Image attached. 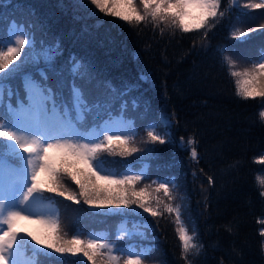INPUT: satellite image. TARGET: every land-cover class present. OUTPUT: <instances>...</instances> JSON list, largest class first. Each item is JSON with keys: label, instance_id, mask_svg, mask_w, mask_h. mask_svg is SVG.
I'll return each mask as SVG.
<instances>
[{"label": "trees", "instance_id": "trees-1", "mask_svg": "<svg viewBox=\"0 0 264 264\" xmlns=\"http://www.w3.org/2000/svg\"><path fill=\"white\" fill-rule=\"evenodd\" d=\"M230 2L221 0L225 15L209 20L215 27L206 29L204 38L206 31L184 33L163 23L156 27L150 19L128 24L99 12L90 0H0V38L16 21L34 32L38 49L58 45L51 65H29L26 73L36 79L45 73L58 100L66 98L75 83L83 85L90 101L103 105L100 119L89 116L88 125L108 116H124L134 126L131 146L146 139L150 125H157V132L164 135V144L157 143L149 154L130 160L135 170L145 167L146 176L137 188L149 186L152 191L168 180L175 197L168 201L159 193V206L150 200L163 213L160 216H125L140 229L131 241L139 251L150 250L143 264H264V186L258 182L264 179L260 115L264 99L242 98L239 77L230 75L232 67L224 60L237 58L252 67L264 49V28H260L264 9H258L261 15L255 21L248 13L251 9L242 4L262 0H240V7L231 8ZM239 22L246 23L244 31L258 29L247 36L251 40L234 38ZM74 61L85 65L89 75L74 76ZM23 80L24 74H18L5 83L25 100ZM12 102L16 104L15 97ZM189 139L195 143L189 144ZM192 148L197 151L195 159ZM117 164L112 166H126L124 161ZM64 182L70 187L67 178ZM46 194L59 205L62 235L70 239L85 223L79 213L89 212V206L82 199L76 204ZM164 203L180 207L181 219L197 244L187 259L175 214H168ZM106 219L113 226L120 221L116 215ZM40 259V264H89L72 256L41 255Z\"/></svg>", "mask_w": 264, "mask_h": 264}, {"label": "snow or ice", "instance_id": "snow-or-ice-1", "mask_svg": "<svg viewBox=\"0 0 264 264\" xmlns=\"http://www.w3.org/2000/svg\"><path fill=\"white\" fill-rule=\"evenodd\" d=\"M90 3L104 15L116 17L128 24H139L150 19L156 27L163 23L179 28L184 33L205 28L211 31L215 24H209V20L215 21L218 16L223 18L225 15L220 10L221 0H139V5L136 0H90ZM240 6V0H231L230 8ZM242 7L264 9V0L243 3ZM260 28H264V24ZM252 31L258 29L237 30L233 35L239 40ZM203 36L207 37V31ZM57 52L58 45L56 48L50 46L48 49H38L34 32L16 21L10 23L4 37L0 38V264H22L21 249L29 244L24 237H31L36 245L50 249L61 257L82 256L91 264H143L150 250L133 252L123 247L116 248L114 243L96 236L81 238L80 234H76L65 239L58 217L45 214L44 201H49V210L51 205V198L45 197V192L55 193L76 204H80L82 198L84 204L94 209L127 208L132 209L133 214H138L133 207L135 205L153 217L163 214L158 207L149 203L153 199L157 206L162 203L159 198L151 196L149 186L136 190L135 185L144 179L143 174L117 176L106 168L109 162L102 158L103 153L129 157L140 152V148L131 146L133 135L109 128L112 119L89 130L87 118L94 116L100 119L103 105L90 101L83 85L73 83L68 96L58 100L57 94L46 83L48 77L45 73L40 72L39 79L35 78V74L26 73L29 65H39L41 62L51 65ZM224 60L235 67L231 57L225 56ZM12 65L15 67L9 71ZM72 72L81 79L89 75L87 67L78 61H74ZM18 74H24L23 87L28 103L17 98V103L13 105L15 94L5 89L4 84ZM230 75L243 77L238 86V94L242 98L264 99V49L259 58L252 61L251 68L232 71ZM260 115L264 118V111ZM114 119L121 120L119 116ZM120 127L131 131L126 121L121 122ZM156 127L154 124L146 129V143L166 142ZM188 143L194 144L195 140L189 139ZM190 154L195 159L196 149L192 148ZM5 157H11L19 163H7ZM65 178L78 186V194L65 187ZM258 182L264 186V179L258 178ZM171 183L168 180L160 181L155 189L157 193L162 192L168 201L175 199L169 187ZM112 186H116L115 190ZM164 210L168 214H175L178 225L176 231L187 259V254L196 249L197 244L181 219L180 207L164 203ZM20 221L44 225L47 235L43 239L30 232L22 235L17 231ZM117 239H123V236ZM33 254L51 255L50 252L35 248ZM61 264L78 262L61 261Z\"/></svg>", "mask_w": 264, "mask_h": 264}, {"label": "rangeland", "instance_id": "rangeland-1", "mask_svg": "<svg viewBox=\"0 0 264 264\" xmlns=\"http://www.w3.org/2000/svg\"><path fill=\"white\" fill-rule=\"evenodd\" d=\"M117 10H119V9H117ZM248 13L254 18L255 21H257L259 19L260 15H261V11L258 10V9H256V10H252L251 9V12H248ZM245 25H246L245 22H243V23L239 22L234 27L233 33H235L237 30L244 31L243 27ZM206 29L207 28L200 29L199 32H204V31H206ZM252 34L253 33L250 32V35H252ZM250 35H248V36H250ZM251 39H252V37H247V36L241 38V40H243V41H249ZM231 59L235 62V67L234 68L232 67V71H243L245 69H249L250 63L248 65V63L246 61H243L241 59H237V58H231ZM248 62H249V60H248ZM17 63H19V61H17ZM11 67H15V65L10 66L9 71L11 70ZM242 79H243V77H239V80H236L238 86H239V82ZM119 117L121 118L120 121H116L114 119L116 117L112 118L113 123L108 125V127L111 128L113 131H125V132H128V134L132 135L134 133V132H132L133 124L131 122L127 121L126 119H124L122 116H119ZM123 121H126L128 123L131 131H129L128 128L120 127V123L123 122ZM92 130H94V129H92ZM108 134H111V132H109ZM146 140H147V137H146V139L144 141H141L140 144L134 145L133 147H138V148L141 149V151L137 152V153H135V154H133L132 156H129V157H121L119 155H109L108 153H103L102 154L103 158L106 159L107 161L109 160V162L111 164V165L110 164H106V168L108 170H110L111 172L115 173L117 176L123 175V174H135L136 172H135L134 168L131 167L130 164H127L123 169H120L119 167L112 166V165H118L117 163L123 164V161L125 163H130L131 158L132 159L139 158V157H142V156H144L146 154H149L150 152H145V151L155 147V144L146 143L145 142ZM24 155H27V153H25ZM7 163H10V162H7ZM101 174H103V173H101ZM138 174H143L144 175L145 171L143 170V171L139 172ZM41 179L42 180L44 179V175L43 174L41 175ZM67 180H69L71 182L70 187H68L69 191L72 192V193L78 194V192H79L78 186L74 182H72L70 179H67ZM64 185H65V182H64ZM74 185H76L77 188ZM136 185H135L136 190L139 191L140 188H137V187H140L139 186L140 184H136ZM112 188L115 190L116 186H112ZM155 189L156 188H154L152 191L150 190L148 192L151 194L152 197H154V198L158 197L159 199H161L160 198V194L157 193L155 191ZM160 193H162V192H160ZM45 194H46V192L44 193V195ZM53 194H55V193H52V195ZM149 203H150V201H149ZM44 204L46 206L45 207V214L46 215L51 214L53 216V218L59 217V215H60L59 207L56 205V203L52 199H51L50 210L47 207L49 205V201L45 200ZM133 207L136 209V213H138V215L146 214L145 212H143L142 209L136 208L135 205ZM89 209H90L89 212L79 213V216L82 217L85 221H89L90 224L93 223L92 221H90L91 219H99V220L103 221V219L105 217L108 218V217L114 216V215H122L123 216V215H125L127 213H131L132 214V209H127V208H119V209L113 208L111 210H108V209H94V208L89 207ZM33 219L35 220V217H33ZM20 222H25V221H20ZM27 224L29 226V230L24 225V227L22 228V233L21 234L26 233V232H30L33 235H35V236H37L39 238H42V239L47 235V229H45L44 225H42L40 223L28 222V221H27ZM18 225H20V224H18ZM64 229L65 228H63L61 230V234L64 231ZM136 231H137V229L134 232H136ZM81 232H82V230H79V232L76 231V232H74L73 236L76 235V234H80L81 238H82ZM131 232H132L131 229L126 225V222L120 224V228L118 230V235L119 236H129L131 234ZM89 236L102 237V238L106 239L109 243H114L115 246H116V243H117V240H113L107 232L101 231V229H97V228H94V227L90 228L88 237ZM64 238H65V236H64ZM65 239H68V238L66 237ZM33 244L35 245V249H39L41 252H50L51 255H55L57 258H62L61 256H59V254L51 252L50 249H42L41 246L40 245H36L34 241H33ZM120 248H121V246H120ZM123 248L130 249L133 252H146V249H143L142 251H138L135 247L133 248V245L126 246V247H123ZM116 254H119V253H116ZM65 256H71V255H65ZM72 257H74V256H72ZM75 258H78V259H80L82 261H85V262H88L89 264H91L90 261H87V259L82 257V256H75ZM20 259L22 261V264H33V262H35V264H37V262H38L37 255H34V254L31 255L28 251H26L24 249H21Z\"/></svg>", "mask_w": 264, "mask_h": 264}]
</instances>
